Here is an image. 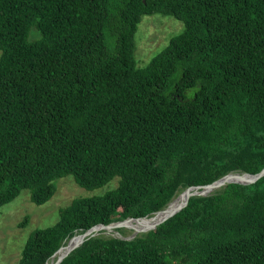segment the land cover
Masks as SVG:
<instances>
[{
	"label": "trees",
	"instance_id": "16d2710c",
	"mask_svg": "<svg viewBox=\"0 0 264 264\" xmlns=\"http://www.w3.org/2000/svg\"><path fill=\"white\" fill-rule=\"evenodd\" d=\"M153 14L184 29L140 68L134 37ZM0 51V208L23 190L43 205L67 175L87 190L119 179L36 230L18 264L264 168V0H0ZM60 264H264V176L190 197L132 240L90 238Z\"/></svg>",
	"mask_w": 264,
	"mask_h": 264
},
{
	"label": "rangeland",
	"instance_id": "374dc122",
	"mask_svg": "<svg viewBox=\"0 0 264 264\" xmlns=\"http://www.w3.org/2000/svg\"><path fill=\"white\" fill-rule=\"evenodd\" d=\"M183 29L182 22L172 16L161 14L142 16L134 37V57L137 66L140 68L147 66L150 60L168 45L169 40L180 34ZM35 37L36 34L32 32L30 39ZM118 181V178H114L100 188L87 190L79 187L73 177L67 175L53 182L55 192L52 198L40 206L31 202L29 190H23L17 198L0 208V264H18L28 238L36 230L53 226L58 221L60 210L68 206L72 200L101 196L115 189ZM123 230L125 232L123 237L133 233V230ZM114 235L115 230L111 232L101 230L97 234L107 238Z\"/></svg>",
	"mask_w": 264,
	"mask_h": 264
},
{
	"label": "water",
	"instance_id": "95a60500",
	"mask_svg": "<svg viewBox=\"0 0 264 264\" xmlns=\"http://www.w3.org/2000/svg\"><path fill=\"white\" fill-rule=\"evenodd\" d=\"M263 176H264V168L259 173L253 174V175L248 174V173H239V172L238 173L237 172L236 173H229V174H226L223 177L219 178L218 180L214 181L211 184L187 188L182 192L185 195V199H184L183 203L174 209L168 208V206L170 204L169 203L164 209L156 212L153 216H155L157 214H163V216L158 220V222H156L155 224L148 227L145 232L137 233V232L133 231L132 235H130L128 237H123L117 230L118 229H127V227H126L127 221L131 220V221L138 222L141 220L149 219L151 217H149V218H138V219L127 218L123 221L111 223L109 225L99 224V225H96V226L92 227L91 229L85 231L84 233L79 234V235H75L71 239H69L67 244L65 246L60 247L50 257L49 261L46 262V264H60L64 258H66L72 251H74L75 249L80 247L86 240L93 238V237H96L97 234L93 233L96 228H100L101 230H106V231H108V229L115 230V235L113 236L114 238L123 239V240H132L139 234L147 233L149 231L156 229L157 226L161 225L166 220L170 219L171 217H173L174 215L179 213L183 208L186 207L190 197H193V196H200V197L210 196L215 191H218V190H220V189H222V188H224L230 184L250 185V184L255 183L257 180H259ZM72 240H74L73 244L71 243ZM62 249H65V252L61 256L57 257L54 260L55 256Z\"/></svg>",
	"mask_w": 264,
	"mask_h": 264
},
{
	"label": "bare ground",
	"instance_id": "6f19581e",
	"mask_svg": "<svg viewBox=\"0 0 264 264\" xmlns=\"http://www.w3.org/2000/svg\"><path fill=\"white\" fill-rule=\"evenodd\" d=\"M185 199V195L183 193H180L177 197H175L169 204L168 208L169 209H174L176 207H178L180 204L183 203ZM163 216V214H157L155 216H152L149 219H145V220H141V221H127L126 222V227L129 230H133L137 233L140 232H145L147 230L148 227H150L151 225L155 224L156 222H158V220ZM100 228H96L94 230L93 233L98 234L100 232ZM109 232H111V229H108ZM72 244L74 243V240H72L71 242ZM65 252V249H62L58 252V254L55 256L54 260L61 256L63 253Z\"/></svg>",
	"mask_w": 264,
	"mask_h": 264
}]
</instances>
